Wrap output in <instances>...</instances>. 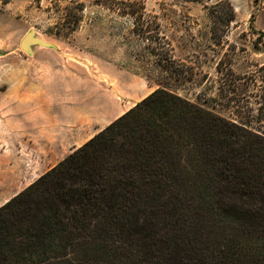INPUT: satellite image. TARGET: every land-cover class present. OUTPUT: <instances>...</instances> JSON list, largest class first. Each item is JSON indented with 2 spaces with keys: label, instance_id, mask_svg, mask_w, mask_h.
<instances>
[{
  "label": "rangeland",
  "instance_id": "obj_1",
  "mask_svg": "<svg viewBox=\"0 0 264 264\" xmlns=\"http://www.w3.org/2000/svg\"><path fill=\"white\" fill-rule=\"evenodd\" d=\"M227 2L236 12L230 25ZM130 9L156 17L161 35H136L139 13L124 15ZM30 31L55 49L36 46L27 54L21 42ZM0 53V97H6L0 123L12 136L35 123L42 161L35 178L161 86L264 133V0H0ZM30 96L35 104L27 108L23 100ZM10 148H0V174L15 176L21 173L9 167L17 154L15 144ZM27 179L8 184L0 178V207L33 184ZM164 202L179 214L167 227L160 216L156 259L142 258L145 240L138 236L90 264H264L262 250L218 247L240 240L248 248L261 233L219 224L217 199L208 205L186 189L168 193ZM174 231L179 246L172 247Z\"/></svg>",
  "mask_w": 264,
  "mask_h": 264
},
{
  "label": "trees",
  "instance_id": "obj_2",
  "mask_svg": "<svg viewBox=\"0 0 264 264\" xmlns=\"http://www.w3.org/2000/svg\"><path fill=\"white\" fill-rule=\"evenodd\" d=\"M225 5L230 25L236 12ZM143 9L124 14L139 13L133 32L161 35ZM186 189L208 205L217 199L219 224L261 233L248 248L240 240L218 247L264 253V133L161 86L0 207V264H90L138 236L142 258L156 259L160 216L167 227L179 214L164 200Z\"/></svg>",
  "mask_w": 264,
  "mask_h": 264
},
{
  "label": "crops",
  "instance_id": "obj_3",
  "mask_svg": "<svg viewBox=\"0 0 264 264\" xmlns=\"http://www.w3.org/2000/svg\"><path fill=\"white\" fill-rule=\"evenodd\" d=\"M34 52V50H33ZM34 55V53H33ZM2 56V54H1ZM25 87H27V85H25ZM6 97L1 96L0 99H5ZM24 101V102H23ZM23 106H26L27 108L30 107V105L35 104L34 102V97L30 96L27 97L25 100H23ZM32 101V102H30ZM25 104V105H24ZM1 110V109H0ZM2 123H0V148H3L4 150H10V146L15 144L16 148H14V150L17 151L18 153L23 152V154L25 152H28V154H26L25 156L22 155H17L15 158H12V163H10V168L12 170V172L14 171H19V173L21 174H16L15 172V176L11 174V171H4V173L0 174V178L1 181L8 183H13V182H18L19 180H21L22 182H24L25 178H28V182L34 183L35 180L38 177L35 178V176H37L39 173V170L41 168V164L42 161L40 159V147H41V140H40V133H38L36 130H34L35 128V123L31 124V129L32 130H26V133L20 134L18 133L17 136H12L10 135V130H8V127L5 126V122L1 121ZM30 126V124H29ZM6 128V129H5ZM48 152H50V149L48 150ZM50 154V153H49ZM25 155V154H24ZM50 159H47L46 162H49ZM25 169H27V175H26V171ZM34 178V179H32ZM18 193L14 194L11 198H14L16 195H18ZM10 198V199H11Z\"/></svg>",
  "mask_w": 264,
  "mask_h": 264
},
{
  "label": "water",
  "instance_id": "obj_4",
  "mask_svg": "<svg viewBox=\"0 0 264 264\" xmlns=\"http://www.w3.org/2000/svg\"><path fill=\"white\" fill-rule=\"evenodd\" d=\"M36 46L45 47L49 49H55V46L52 44L44 42L40 39L35 31H30L22 40L21 48L29 55H33V48ZM1 56V53H0Z\"/></svg>",
  "mask_w": 264,
  "mask_h": 264
}]
</instances>
